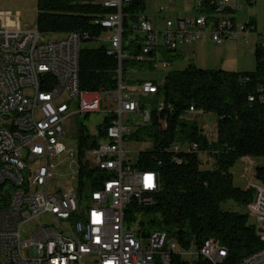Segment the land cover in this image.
Instances as JSON below:
<instances>
[{
	"label": "built area",
	"instance_id": "2783aa9c",
	"mask_svg": "<svg viewBox=\"0 0 264 264\" xmlns=\"http://www.w3.org/2000/svg\"><path fill=\"white\" fill-rule=\"evenodd\" d=\"M135 1L96 0L94 4L109 10L93 21L102 31L98 37L71 32L53 38L36 27L0 26V264H175L176 257L189 264L193 258L210 264L226 261L228 252L219 243L206 241L193 253L179 248L165 231L143 235L139 214L130 213L134 207L154 205L160 177L127 163L125 137L149 124L153 106L159 114L171 107L163 97L143 107V99L159 94L151 80L124 92L123 62H141L155 53L157 71L167 70L171 65L162 51L204 39L225 45L240 35L249 44L247 36L254 29L247 24L237 27L234 13L243 9L238 0L235 7L234 0H184L192 4L193 15L162 17V28L144 14L131 22L141 48L139 54L129 55L123 51V9ZM254 34L255 46L264 50V33ZM90 39L95 47L106 45V55L117 62L113 89L80 88L81 51ZM110 103H117L112 115L107 114ZM188 112L201 114L194 106ZM92 113H105L99 124L109 121L105 138L99 146L79 151L77 130L82 125L76 120ZM135 114L141 121L127 124ZM170 149L200 152L197 143L186 148L174 143ZM174 161L183 162L178 157ZM81 182L87 184L88 197L79 193ZM249 187L254 190L249 212L264 245V185L251 182ZM28 250L30 257H24ZM240 264H264V246Z\"/></svg>",
	"mask_w": 264,
	"mask_h": 264
},
{
	"label": "trees",
	"instance_id": "16d2710c",
	"mask_svg": "<svg viewBox=\"0 0 264 264\" xmlns=\"http://www.w3.org/2000/svg\"><path fill=\"white\" fill-rule=\"evenodd\" d=\"M95 1L37 0L36 28L50 36L87 32L98 37L102 31L94 27L93 21L109 10L94 4ZM145 2L136 0L123 9V51L129 55L140 52V37L131 31V22L144 14ZM245 24L257 32L255 20L249 19ZM92 41L87 44L94 46L86 45L81 51L80 88L94 92L113 89L117 62L106 55V45L95 47ZM254 49L256 68L253 72L204 70L190 64L185 70H170L162 82L153 81L159 94L152 100L143 99L141 104L144 107L149 101L154 105L163 97L171 110L159 114L153 106L149 124L136 127L125 137L126 142L151 141L150 149L139 153L135 168L157 172L160 177L154 205L130 210L133 217L134 212L139 214L143 235L165 231L184 250L200 249L206 241L219 243L228 252L224 264H240L264 246L248 208L254 190L237 187L232 173L240 160L248 158L255 166L256 159L264 158V50L257 46ZM176 52L178 50H165L161 57L171 65L174 59L180 58V55L174 57ZM154 57L155 53L146 55L141 62L127 58L123 68L125 72L129 69L157 71ZM191 106L203 116L214 117L212 136L204 135L198 124L187 118ZM108 123L107 119L99 125L97 135L79 126V151L99 146ZM174 143L181 148L197 143L200 152L173 153L170 147ZM200 154L211 160L210 166L204 167ZM175 157L182 158L181 165L174 161ZM253 181L264 185V165L255 167ZM87 190V184L81 182L79 193L88 197ZM228 203H234L241 210L225 209ZM175 264L189 263L176 257ZM191 264L210 263L200 258Z\"/></svg>",
	"mask_w": 264,
	"mask_h": 264
},
{
	"label": "rangeland",
	"instance_id": "374dc122",
	"mask_svg": "<svg viewBox=\"0 0 264 264\" xmlns=\"http://www.w3.org/2000/svg\"><path fill=\"white\" fill-rule=\"evenodd\" d=\"M244 1L243 9L236 11L234 14L235 23L238 28H241L245 22L249 19H253L257 23V31L264 33V0H251ZM234 4V2H233ZM146 10L144 15L147 16L153 25L157 28L163 27L162 17L177 19L195 13L192 9V4L185 3L184 0H146ZM164 11L161 12L160 11ZM37 0H0V26H5L12 29H27L34 28L37 24L38 16ZM68 33L61 35H53V38L64 37ZM249 44H245L244 36L240 35L232 42L225 45H217L211 40H207L201 45H192L187 48L186 55L182 58H176L171 63V67L163 71H135L129 69L125 72L124 80V92H130L135 85L136 80H141L139 77L145 76L148 79H162L165 77L169 70H185L190 64L195 65L198 68L212 71H228L236 73L253 72L256 68V57L254 44L256 41V35L254 33L247 36ZM87 46H94L93 44H86ZM139 73H144L138 74ZM153 74V75H151ZM136 99H139V94H134ZM117 108V103H110L107 106V114L112 115ZM105 113H92L88 115H80L76 120L77 125L86 127L90 134L96 135L99 124L103 121ZM131 120L126 122L129 125H133L141 121L139 116L131 115ZM134 118L136 120L134 121ZM190 121H194L198 124L201 132L204 135H209V132L213 131L215 126V120L212 115H204L201 113L188 114ZM126 121V118H125ZM72 121V125H74ZM214 125V126H213ZM144 126V125H143ZM73 128V127H72ZM75 131V129H72ZM135 130L132 129V132ZM73 138V145L75 147V133ZM179 145L178 143H176ZM151 147V141L148 142H125V149L127 150V163L134 165L137 162L138 155L141 151H147ZM200 158L204 162V167L211 165V160L204 154H200ZM257 164L254 166L250 159L240 160L233 168L232 173L234 176V183L237 187L247 188L253 181V172L258 165H264V158L255 160ZM224 206V205H223ZM225 209L237 210L241 209L234 203L226 204ZM236 207V208H235ZM178 244V242H177ZM179 245V244H178ZM179 248L180 245H179ZM191 252L196 253L198 249L192 247ZM31 250L24 251V257H30ZM196 259H190V262H195Z\"/></svg>",
	"mask_w": 264,
	"mask_h": 264
},
{
	"label": "crops",
	"instance_id": "0c3cea01",
	"mask_svg": "<svg viewBox=\"0 0 264 264\" xmlns=\"http://www.w3.org/2000/svg\"><path fill=\"white\" fill-rule=\"evenodd\" d=\"M244 1H249V0H238V2H240V3H244ZM233 2H234V4H233ZM232 2V7H235V5H236V2H237V0H234ZM243 5V4H242ZM242 10V9H241ZM237 11H239V10H237ZM235 14V13H234ZM256 22V21H255ZM256 27H257V23H256ZM207 40H209V39H204L202 42H200V43H196V44H193V45H201L202 43H205ZM190 46H192V45H188V46H182V47H180L179 48V50H178V52H176L175 53V55H174V57L175 56H178V55H180V58H182V57H184L185 55H186V51H187V48L188 47H190ZM171 67V66H170ZM170 71V70H169ZM138 74H142V75H144V73H139V72H137ZM151 75H153V74H151ZM140 79H143V80H151V81H157V82H161V80H163L164 78H162V79H155V78H152V79H148V78H146L145 76H141V77H139ZM136 81H141V80H136ZM137 83V82H136ZM135 83V84H136ZM246 159H248V158H246ZM245 160V159H244Z\"/></svg>",
	"mask_w": 264,
	"mask_h": 264
}]
</instances>
